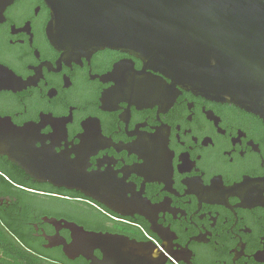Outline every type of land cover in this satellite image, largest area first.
I'll return each instance as SVG.
<instances>
[{"label": "flooded vegetation", "instance_id": "af4514ba", "mask_svg": "<svg viewBox=\"0 0 264 264\" xmlns=\"http://www.w3.org/2000/svg\"><path fill=\"white\" fill-rule=\"evenodd\" d=\"M51 18L45 0L0 12V260L100 264L71 247V223L165 264H264V121L183 89L119 93L115 66L142 62L65 57Z\"/></svg>", "mask_w": 264, "mask_h": 264}, {"label": "water", "instance_id": "95a60500", "mask_svg": "<svg viewBox=\"0 0 264 264\" xmlns=\"http://www.w3.org/2000/svg\"><path fill=\"white\" fill-rule=\"evenodd\" d=\"M12 1L0 0V12ZM45 1L52 13L49 39L63 56L89 57L111 49L142 62L140 71L132 61L125 73L123 63L115 66L110 76L115 91L157 89L161 95L183 89L264 121V0ZM69 175L62 186L71 189ZM65 227L73 232V249L89 259L86 253L101 251L100 264L168 261L166 250L149 243L119 238V244L109 234L71 223Z\"/></svg>", "mask_w": 264, "mask_h": 264}, {"label": "trees", "instance_id": "16d2710c", "mask_svg": "<svg viewBox=\"0 0 264 264\" xmlns=\"http://www.w3.org/2000/svg\"><path fill=\"white\" fill-rule=\"evenodd\" d=\"M29 258L27 255L24 254H6L5 258L0 260V264H16V262H23V264L29 263ZM31 263L29 264H42L40 262H37L35 257Z\"/></svg>", "mask_w": 264, "mask_h": 264}]
</instances>
